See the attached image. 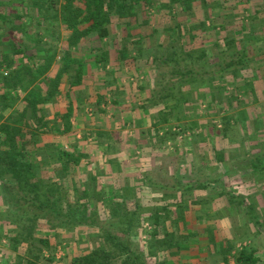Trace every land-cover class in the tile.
Listing matches in <instances>:
<instances>
[{"label": "crops", "instance_id": "0c3cea01", "mask_svg": "<svg viewBox=\"0 0 264 264\" xmlns=\"http://www.w3.org/2000/svg\"><path fill=\"white\" fill-rule=\"evenodd\" d=\"M43 2L49 3L48 0ZM199 2L197 4L200 7H197L196 11L201 18H198V24L189 23L197 26L193 31L195 36L192 45L194 41L203 43L199 44L205 47L204 50L194 55L209 60L205 69L207 73L208 68L211 69V73L208 74L213 78L210 85L203 84V80L209 77L208 74L198 78L203 85L199 88L204 89L201 91L202 99L199 98L196 102L208 106L204 110L206 113L202 111L200 115L201 122L197 120L199 128L194 134L202 132L200 137L209 141L208 146L211 148H175L183 129L177 124H165L171 127L169 129L171 131L166 130L169 133H165L162 127L157 133L154 124L150 125L149 132L141 128V121L145 124L149 121L156 123L154 117L160 113V111L157 113L158 107L155 105L152 106L150 115L146 113L145 106L141 108L142 100L138 98L146 95L150 97L152 85L149 76L154 82L155 69H152L148 59L142 58L144 50L140 51L141 48L136 47L134 43H128L127 50L122 48L129 34L123 33L125 29L122 25L119 27L118 20L115 21L118 23L113 30V38L104 39L103 42H96L94 35L91 34L84 37L78 47L71 48L70 35L67 38L68 34H66L62 46L83 65V74L79 69L77 70L80 72L82 82L73 87L69 83V74L75 75L76 68L63 75L59 94L55 101L48 105L45 117L49 121L47 133H40L39 137H36V143L40 144L37 148H68L74 152H83L86 156L83 158L85 169L105 171V177L101 179L102 184L117 182L122 189L119 193L124 194V198L128 197L132 203L140 200L149 218L144 221L145 225H148V227L144 226L145 229L152 232L154 227H159L158 221L161 219V225H167L162 229L164 232L180 234L184 241L174 243L171 246L172 251L166 249L164 254L158 252V255L162 253L163 256L155 257L156 261L159 257L164 264H206L213 256L209 252L211 249L206 246L208 243L200 249L197 238L191 239L197 233L195 231L198 227H195V221L190 224L188 218L192 215L191 208L193 213L199 210L194 206L195 202L202 200L198 193H204L202 190L207 191L209 187L225 184L241 186L264 184L262 178L264 177V0H222L220 8L203 6ZM228 5L232 7L233 12L222 16L220 9L225 6L229 8ZM239 9L243 10V15L238 13ZM201 10L203 14L199 13ZM39 20L35 18L33 21L37 24ZM215 31H217L216 35ZM227 36L234 37L241 45L234 50L229 49L231 41L227 42L230 40ZM135 40L140 39L129 38V42ZM184 41L191 43L188 36ZM217 42L224 47L217 48ZM3 51L5 56L3 54L0 60L2 57L8 58L12 55L6 49ZM33 51L34 53L30 55H38V50ZM113 51L119 56V61L112 58ZM41 53L39 56H43ZM188 53H192L191 50ZM24 54H14L9 59L15 64L27 62L28 54ZM107 55L111 60L105 64ZM241 55L244 56V60L239 58ZM55 66L49 72V77L56 75L59 66L56 68ZM147 71L151 72V75L147 74ZM236 73L239 74L238 77H234ZM174 79L177 80L176 77ZM102 86L106 90H101ZM113 88L114 94L111 92ZM118 88L126 89L125 98L122 95L119 98L116 96ZM207 89H211L212 94L208 95ZM219 89L223 92L222 96ZM2 90L4 88L0 89V94L3 93ZM21 90L22 88L12 90L11 94L18 95L17 91ZM18 96L19 99L14 103L13 108L3 112L0 108V126L5 122L12 123L17 120L14 112L25 104L23 100L25 96L20 94ZM9 97L12 99V96ZM133 105L137 107L134 108ZM63 115H68L70 128L67 132H62ZM208 119H211L212 124H208ZM23 133L24 137L20 144L22 141L28 142L31 137L28 129L25 128ZM183 134L192 135L188 131ZM153 135L160 137L156 138L163 148H156V139ZM170 135L173 138L166 139ZM165 142L170 148H166ZM30 146L24 144L25 148H31ZM183 149L186 151L184 152ZM190 149H193V155H189ZM251 154L254 156L251 157ZM162 156L169 157L171 162L169 164L164 162ZM188 158L196 160V171H200L202 175L193 176L184 171L175 172L179 163L181 166L184 164L178 159L188 160ZM185 165L190 166V164ZM4 175L6 176L2 170V176ZM4 178L0 181V185L6 183ZM198 188L200 190L197 192ZM243 191L247 193L244 189ZM178 200L185 201L187 205L178 207L180 205ZM1 202H4L3 197H0ZM131 202L129 206L134 205ZM217 207L213 206L214 211L219 209ZM0 208L5 209L1 204ZM177 216L180 221L177 226H173L171 218L175 220ZM147 217L143 216V218ZM153 219L156 223H153ZM218 229L215 232H218ZM214 239L217 241L218 237ZM175 250H180L181 254ZM161 262L157 261L158 264Z\"/></svg>", "mask_w": 264, "mask_h": 264}, {"label": "rangeland", "instance_id": "374dc122", "mask_svg": "<svg viewBox=\"0 0 264 264\" xmlns=\"http://www.w3.org/2000/svg\"><path fill=\"white\" fill-rule=\"evenodd\" d=\"M25 1L27 3H25ZM25 1L12 0L11 1L12 4L8 5L9 0H0V52H2L0 57L4 54L3 50L5 49L12 54L10 57H13L14 48H23L26 55L28 54L27 57L29 58L34 57L33 59L34 61H36V64L42 67L43 66L45 67L47 65L46 66L47 75H49V72L53 69L55 65L59 66L57 72L55 73L56 75L54 74L55 76H52V78H55L61 70L65 69V62L69 58V57H65V54L71 55V52H69L68 49L64 50L62 46L66 34H68L67 38L71 34L70 30L64 28L61 19V8L67 2V0H48L49 4L52 3L51 7L49 6V4H46L40 0H35V1L25 0ZM199 1L195 0L189 11H184L183 7L179 6L177 10L173 11V13H170L168 9H166L167 4H169V0H165V1L157 0L160 6V12L156 11L154 8L151 10V16H149L150 19L149 27L145 29L142 27L137 28L135 27V23H134L129 29H125V31H123L124 34H129V35L131 34L129 36L130 39L133 38L140 39L137 41L135 40L134 44L136 45V47L143 48L144 54L142 58L148 59V63L152 66V69H155L154 82L152 81L151 76H149L150 83L152 85L150 86L152 87L150 88L151 89L150 97L146 95L142 98L141 97L138 98L142 100L141 108H144L145 106L144 111H146V113H148L149 115L151 114L153 105L158 107L157 113L159 111L160 113H158V115L154 117L156 123H152L151 121H149L147 124H145L143 121H141L142 122L141 128L149 132L150 125L154 124L157 133L160 132L159 129L160 127L164 129L165 133H169L168 131H171L169 130L171 129V127L169 128L168 126H165V124L167 123L175 124V125L177 124V126L178 124H183L184 127L186 126L190 127L187 128V130L185 131H188V133L190 134L192 133V135L185 136L183 134L185 131L181 132L182 136L181 137L179 136L180 141H178V145H176L175 148L209 147L208 146L209 141L202 140V137H200L202 136V132L200 133L198 132V134H194V132L196 133V131L199 128L197 125V120L201 122L200 115L203 112L206 113L204 110H206L208 106L207 104L200 105L198 102H196L198 101L199 98L202 97L201 91L204 88H199V86H201L202 84L198 81V79L191 78L185 82H182L181 84L180 83L177 84L172 89L169 88L170 90L167 89V87L172 85V80L174 81L175 79L173 76L172 67L166 63H163L164 58L175 57L176 59H185V56L188 54L190 50L194 54H200L204 50L203 48L205 47H202V45L199 44L201 43L199 41L198 42L194 41L192 45V40L195 36V34H193V31L194 29L196 30L197 28V26L195 25L198 24L197 23L199 21L198 18H201L198 17L199 14L196 11L197 7H200V5L197 4V2L201 3V5L203 6L220 8L221 5L220 3H222V0H199ZM40 4H43V6L40 7ZM27 6L30 7V12L26 8ZM228 6L229 8L225 6L224 8L220 9L221 10L220 14L221 15L223 14L222 16H225L229 12H233L232 7L230 5ZM239 12L241 13V15H243V10L239 9L238 13ZM18 13H22L23 18L20 20L13 19L14 16L17 15ZM46 13H48L50 16L48 20H46L47 18L44 17ZM199 13L203 14V11L201 10V12L199 11ZM184 14L186 16H184ZM32 15H34V17H32L33 20H35V18L43 20L46 23L45 26L39 27L37 24H35L33 20L29 19L30 16ZM142 16L143 15H141L140 19H142ZM192 22L196 24L189 25V23L191 24ZM216 23H218L217 20ZM161 24H164L166 28H170V30H162V27H159ZM171 27H173V29ZM155 28H159L157 32L154 31ZM138 34L140 36H138ZM214 34L216 35L217 31H215ZM186 36L189 37L191 43H185L184 38ZM227 39H230L227 42L231 41L229 43L230 46L229 49L234 50L237 46L239 47L241 45L239 43L240 41L235 40L234 37L227 36ZM232 39H234L235 41H233ZM222 47L224 46H220L219 42H217V48L221 49ZM9 48H11L12 50L10 51ZM34 49L38 50L37 52L39 53L42 52L41 55L43 56H39V53L38 55L35 54L34 56L30 55L32 54V52L34 53L33 51ZM113 53L114 55L112 58L117 59L119 61V56H117V54L114 51ZM110 60L111 57L107 55L105 64L109 63ZM24 64L25 62L23 61L15 65L17 68H21L23 67ZM80 64H81L80 62H77V67L75 70L77 71L79 69L81 74H83V70H84L83 65ZM209 72L211 73V69L208 68V73ZM6 73H8V70L4 69L3 71H0V76L1 74H6ZM150 73L151 72L147 71V74L151 75ZM238 76H239L238 73L234 74V77H238ZM212 78L213 77L211 76L207 77V79L203 80L204 81L203 84L210 85L209 83H211ZM28 79L29 77H27L24 80L25 83H29L30 80ZM40 80L31 83L26 90L17 91L18 95L20 94V96L23 97L26 96L28 92H30L33 88L38 86ZM159 80L163 81L161 86H159L158 84ZM100 89L106 90V88H103V86L100 87ZM116 91H117L116 96H118V98L121 95L123 96V98L127 96L126 89L118 88ZM219 91H220V96H222L223 92L220 89ZM111 92L112 94H114V88ZM163 92L166 94L165 97H159V94ZM207 92L208 95L212 94L211 89H207ZM11 96H12L11 101H14L13 95ZM133 107L135 108L137 107V105L136 106L133 105ZM208 118H210L209 115ZM210 123L212 124V121L211 119H208V124ZM167 129L168 131H166ZM153 137L154 139H156L155 141L156 148H163L162 144L157 139L159 136L153 135ZM170 138L172 139L173 137L170 135V137H167L166 139H170ZM170 142L172 144V140ZM39 146H40L39 143L38 144L36 143L35 145L33 144L30 146L31 148H29V150L35 151ZM169 146H170L169 144H166V148H170ZM183 150L184 152L186 151L185 149ZM182 155L184 156V154ZM189 155H193V149L192 150L190 149ZM250 156L252 157L254 156V154H251ZM193 159L191 160H189V158L188 160L178 159V161H181L184 164H182L181 166V163H179V165H177L176 167L175 172L184 171V173L193 176L202 175L200 171L199 172L196 171L195 168L196 160ZM162 160L166 163L168 162V164L171 162L169 160V157L167 156H162ZM185 164H190V166H186ZM195 171L196 173H194ZM88 172H89L88 175L91 176L94 175L97 178V181H90V180L88 181L87 185L89 186V188H91L92 193L94 191L96 192V190L98 189L100 190V186L97 187L96 185L97 183L102 181L101 179L105 177L104 175L105 171L96 169V171L93 173H91L90 171ZM41 175L42 178L45 179L51 177L53 182L58 181V178L49 170L48 171L43 170ZM91 176L90 178H92ZM199 178L201 179V177ZM262 178L264 181V177ZM74 181L72 179L73 185H76V182ZM74 188L76 187L72 186V189L70 191L73 192ZM209 188L210 189H208V187L206 188L208 189L207 191L202 190L204 193H198L200 199L202 200L199 199L200 202H195L194 206L197 207V209L199 208L198 210L199 212L197 211L196 213H193L194 212L192 210L193 208H191L190 204L188 205L191 208L190 211L191 214L193 215V216L191 215L192 219L191 216L188 218L189 223L192 224V222L195 221V227H198L197 230L199 229L198 231L197 230L195 231L197 233H195L194 237H192L191 239L197 238V242L200 245V249L203 248V245H205V243H208L206 246L211 249L209 250V252L213 254V256H211V258L208 259L206 264H226L225 258L228 259L229 264H235L236 263L235 258L238 252L243 248H247L249 250L254 249L255 257L257 259V262L255 264H264V184L262 183L260 185L258 184V185H242V186L238 184L235 185L225 184V185H219ZM243 189L247 193H244ZM111 190H113V188ZM199 190L200 189L198 188L197 192ZM3 192L4 191L0 190V193ZM64 192L65 190L62 191L63 194ZM67 193L71 194L69 190ZM79 194L77 196H79ZM94 194L95 193L92 194L93 196L90 195L91 196L90 198L93 200V202L98 198L97 194L95 195ZM2 196L4 202H1L0 204L3 207H5V209L0 208V213L5 212L4 215L7 214L8 217L7 218L5 217L2 223H0V264H3V262H6L7 264H18L20 260H24L23 256L19 255L17 257V254L15 252L9 250L10 244L7 242V240L2 238H4V236L6 235L5 232L7 233L10 230H15V228L16 229L19 228L20 230L23 231L25 230L24 234L25 235L28 234V231H30L32 227L30 228V225L27 224L28 223L32 224V222H30L31 219H28L29 217L26 215L25 218H23L24 220L22 219L23 221H21L20 223L18 222L14 223L11 220L12 219V217H10L11 215L8 213L11 210H9V206L7 204V196L5 192L3 193ZM119 199H123L127 201L128 204L131 202L130 199L126 196L125 198L121 197ZM137 202H140V200H137ZM185 204L186 202L181 200L180 205H178V207L181 206L183 207ZM214 205L218 206L217 208L219 209H216L214 211L213 208ZM109 209H111L110 206L103 204H99V207H94L91 202V208L89 207L88 209V215L91 216L95 214L101 215L103 220L105 219L107 220L109 218V214H111ZM171 220L173 226L175 225L177 226L178 222L180 221L178 216L175 218V220L172 218ZM109 221H111L109 223L110 225L109 228H111L112 230L115 228L117 230L118 228H116L113 224L115 223L116 219ZM123 221L124 220L120 217L119 222H123ZM136 223L137 222L133 223L132 226L133 231L131 230L132 234H134V229H138ZM153 223L156 222L154 221ZM158 223H159L158 224L159 227H154L152 232L149 231L148 229H145L144 226H146L145 225L146 222L143 223L141 225V229L143 231L141 234H143L144 236L142 235L140 239L139 238L132 239L133 245L134 244L137 245V247L140 248V250L144 253L145 259L147 260L148 264H151L152 262L153 264H158L157 261L161 262L159 257L157 261L155 258L158 255V252L163 253L166 249L172 251L173 248L171 246H173L174 243L178 244V242L184 241L183 237H180V234L178 233L173 234V232L171 233L166 231L164 232V230L162 229H164L165 226L167 225L162 226L161 219H159ZM146 227H148V225ZM36 228L42 230L40 234H44L45 231H48L49 225L44 219L41 218L39 219ZM122 228L123 229L127 228L126 224H123ZM216 229H218L219 231L215 232ZM67 230H72V231L67 232ZM55 232L56 233L54 234L57 235L56 237L55 235L52 236L51 242L62 240L63 237L68 238L66 239V241L69 240L71 242L69 244L66 241H62V243L58 245L55 251V255H56L55 261L52 262L48 261L47 260L48 254L45 251L44 257H42L40 260V264H67L70 263L73 258L78 257L84 253L87 254L91 252L93 249L99 247L100 244H102V239L100 237L102 233L99 230V227L97 226L73 227V226H68L66 221H64L62 223H59V225L55 228ZM37 236H39V234H37ZM215 237H218L217 241L214 239ZM122 238L125 242H128L127 239L125 240L124 237ZM180 250L179 251L175 250V252L181 254ZM162 253L158 256L160 257L163 256L164 253L163 254ZM161 264L164 263L161 262ZM240 264H244V263H240Z\"/></svg>", "mask_w": 264, "mask_h": 264}, {"label": "trees", "instance_id": "16d2710c", "mask_svg": "<svg viewBox=\"0 0 264 264\" xmlns=\"http://www.w3.org/2000/svg\"><path fill=\"white\" fill-rule=\"evenodd\" d=\"M11 1L9 0L10 5ZM194 1L169 0L166 9L173 13L181 6L184 11H189ZM158 2L157 0H67L61 8V19L64 27L71 31L69 45L71 48L78 47L81 40L91 34L94 35L96 42L113 38V30L118 23L115 22L116 20L119 21V27L122 25L123 29H129L134 23L135 27L145 29L150 25L151 10L154 8L160 12ZM25 3L27 2L25 1ZM51 4H49L50 7ZM42 6L43 4H40V7ZM26 8L30 12V7ZM141 15H143L142 19H140ZM32 17L34 15L29 19L33 20ZM44 17L47 18L46 20L50 18L48 13ZM22 18L23 14L18 13L13 19L20 20ZM45 24L41 20L37 23L39 27L45 26ZM159 27H162V30H170L164 24ZM171 28L173 29V27ZM158 29L155 28L154 31L157 32ZM128 43L134 42H129V38H127L124 40L122 48L127 50ZM13 53L25 55V51L21 48H14ZM65 57H69L65 62V69L61 70L55 78L49 77L46 74L47 65L42 67L36 64L34 57H27V62L21 68H14L15 62L7 57H2L0 60V71L8 70V73L0 76V89L4 88L3 93L0 94L1 112L13 108L14 103L19 99L18 95L11 94L12 90L18 88L26 90L31 83L41 79L38 86L24 97L25 104L22 108L19 107L14 112L17 120L12 123L5 122L0 126V181H3L4 177L6 181L0 185V190L4 191L7 196V204L11 210V213H8L12 217L11 220L14 223H20L27 215L32 222V224H27L30 225V228L32 227L30 231L27 230L28 234H24L25 230L15 228V230L5 232L6 235L2 239L7 240L10 244L9 250L15 252L17 257L23 256L24 260H20L18 264H40L45 251L48 254L47 260L55 261V251L58 245L68 239L63 237L62 240L51 242L52 236L56 237L57 235L54 233H56L55 228L59 223L66 221L68 226L73 227L97 226L102 233L100 236L102 244L87 254L84 253L73 258L67 264H148L144 253L137 245H133L132 241L133 238H141V225L146 219H149L143 204L134 202L131 203L134 205L129 206L127 201L119 199L124 194L119 193L122 189L119 188L117 182L113 184L97 183L96 186H100V190L93 192L98 196L97 200L93 202L90 198L93 193L87 184L89 180L97 181V178L94 175H88V171L91 173L95 171L90 169L87 171L83 167V158L86 157L83 152H74L68 148H37L35 151H30L29 148L24 147L25 143L35 145L36 137H39L40 133H47L49 121L45 117L48 105L54 102L59 94V85L63 75L75 69L79 61L71 57L70 54H65ZM239 58L244 60L243 55ZM204 59L202 56L196 57L194 53H188L185 59L164 58L163 63L172 67L173 76L177 78L167 89H172L179 82L205 76L207 74L205 68L209 64V60ZM27 77H29V83L24 81ZM69 79L71 87L82 82L78 71L73 76L69 74ZM162 82L158 81L159 86L162 85ZM10 94L13 95L14 101L9 99ZM165 95L163 92L159 94V97H165ZM68 108L70 112V106ZM63 118L64 130L62 132H67L70 128L68 115H63ZM178 127H183L181 132L190 128L184 127L183 124H178ZM25 128L28 129L31 137L28 142L22 141L20 144ZM2 170L6 176H2ZM43 170L51 171L58 181L53 182L51 177L42 178ZM72 179L73 181L76 179L74 181L76 185H73ZM72 186L76 187L73 192L70 191ZM112 188L113 190H111ZM63 190L66 193L63 194ZM68 190L71 194L67 193ZM3 193H0V197H3ZM78 194L79 196H77ZM91 202L94 207H99V204L110 206L109 218L103 220L101 215H88ZM4 214L5 212L0 213V223L5 217H8L7 214ZM142 215H146L147 218H143ZM120 217L124 220L123 222H119ZM41 218L49 225L48 231H45L44 234H40L42 230L36 228ZM114 219L116 221L113 224L118 228L117 230L109 228L111 222L109 220ZM135 222H137L138 229H134V234H132L131 230L133 231L132 226ZM123 224H126L127 228L123 229ZM71 231L67 230V232ZM122 237L128 242H125ZM66 242L70 244L71 241ZM235 261V264H255L257 262L255 250L243 248L238 252ZM225 262L229 264L227 258H225ZM3 264L7 263L3 262Z\"/></svg>", "mask_w": 264, "mask_h": 264}]
</instances>
